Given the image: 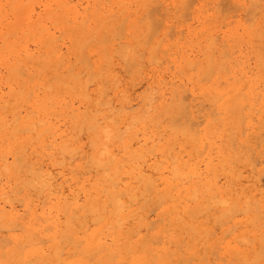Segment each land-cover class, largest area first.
I'll use <instances>...</instances> for the list:
<instances>
[{
	"label": "bare ground",
	"instance_id": "6f19581e",
	"mask_svg": "<svg viewBox=\"0 0 264 264\" xmlns=\"http://www.w3.org/2000/svg\"><path fill=\"white\" fill-rule=\"evenodd\" d=\"M0 264H264V0H0Z\"/></svg>",
	"mask_w": 264,
	"mask_h": 264
},
{
	"label": "rangeland",
	"instance_id": "374dc122",
	"mask_svg": "<svg viewBox=\"0 0 264 264\" xmlns=\"http://www.w3.org/2000/svg\"><path fill=\"white\" fill-rule=\"evenodd\" d=\"M225 2H226V1H223L222 4H223V3L225 4ZM224 4H223V5H224ZM194 5H195V4H194ZM225 6H226V5H225ZM222 7H223L222 9H224V6H222ZM228 7H229V6H227V8L225 7V12H227V14L223 11V13H224L223 16L225 17V19H228V17H231V16L234 15L233 12L230 10V7H229V8H228ZM226 9H227V10H226ZM228 9L230 10L229 12H228ZM230 12H231V13H230ZM221 14H222V13H221ZM232 14H233V15H232ZM225 15H226V16H225ZM221 16H222V15H221ZM184 18H185V20L188 22V18H189V17H188V16H185V17L183 16L182 19H184ZM185 20H184V21H185ZM186 21H185V22H186ZM187 22H186V24H187Z\"/></svg>",
	"mask_w": 264,
	"mask_h": 264
}]
</instances>
